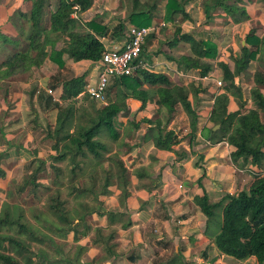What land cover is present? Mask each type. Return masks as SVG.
<instances>
[{"label":"trees","instance_id":"1","mask_svg":"<svg viewBox=\"0 0 264 264\" xmlns=\"http://www.w3.org/2000/svg\"><path fill=\"white\" fill-rule=\"evenodd\" d=\"M20 1H22V6L14 7L9 21L17 31L26 36L28 49L14 52L0 63V81L10 79L18 73L29 72L34 68L42 69L47 59L53 60L60 68H64V55L74 62L101 60L105 51L101 38L107 29L94 20L83 27L78 18L72 16L76 6L80 7L81 13L86 12L92 6L93 0H57L54 11H50L52 0ZM163 1L165 0H122V3H127L129 7L130 23L143 28L158 25L157 18ZM193 1L195 0H167L165 21L172 22L177 15L188 18L186 7ZM246 1L253 4L252 0H203V9L209 20L214 13L221 11L226 15L225 23L242 24L250 19ZM48 15L50 26L47 29L44 21ZM25 23L29 24L28 33L24 31ZM120 27L123 28L124 25ZM261 30L252 29L246 35V44L241 46L238 54H233L229 61L220 60L219 67L225 82L224 92L214 99L209 118L211 127L207 136L213 144L227 142L233 148L231 158L234 165L239 169L249 168L257 172L255 180L249 190L240 191L234 195H225L217 204L210 202L207 193L195 198V204L207 217L205 233L209 235L210 229L213 228L217 249L222 254L239 261L256 258L259 264L264 262V34ZM61 41L63 45L57 49ZM0 42L4 45L14 43L1 29ZM180 42L189 44L191 50L189 56L181 59L185 68L198 70L201 77H207L212 72V67L210 63L204 61L217 58V45L211 40H199L193 35L182 36V30L177 28L172 45H178ZM255 61L258 62V70L254 73L255 86L250 92L253 106L251 109H246L245 102H243V90L236 81L250 70ZM61 85L62 103H56L58 111L56 122L48 133L56 152V156L52 158L54 162L70 160L77 167L79 159H86L89 155L97 161H102L105 154L110 151L108 146L101 141L102 133H110L109 135L114 140L119 139V132L113 130L119 117L128 115L127 101L129 99L140 100L141 110H144L153 98H158L157 116L143 121L149 125L143 135V143L153 142L157 150L175 152V147L181 142L179 135L169 129V124L178 107L184 110L190 120L192 136L195 137L197 134L200 113L195 104L201 89L194 85L175 86L171 84L167 76L147 71L136 72L134 76L116 78L107 91L109 96L110 90H115V100L100 109L93 107V115L83 111L80 118L84 120V123L77 121L76 102L80 97L91 99L84 94L87 86L86 74L65 80L61 82ZM59 87V82L52 85L53 90ZM231 97L241 102L239 110L235 112L229 110ZM162 112L166 114V123L159 118ZM216 126L220 127L215 130ZM110 160L112 164L108 170H105L101 192L97 193L94 190L97 182L89 188H73V192L83 196L91 194L97 199L106 198L111 193L110 188L117 185L122 191L121 203L126 201L130 196L129 187L131 186L129 170L119 157H111ZM38 164L37 169L26 178L19 189L20 193L24 192L28 186H31L34 192L44 187L39 180L40 174L47 170L46 162L40 161ZM146 175L144 170L137 171V177L140 179ZM0 176H5L1 161ZM50 201V211L62 224V228H56L60 236L66 238L73 233L75 241H79L93 233V245L102 246L107 254L117 235V230L111 228L118 224H121L123 229L132 226L126 213L102 210L100 207L90 209L84 205L85 214L79 216L84 231H80L73 225L74 221L70 217L61 194H57ZM102 203L100 201L101 207ZM8 208L5 207L0 212V264H21L18 257L23 258L26 264H62L63 259L52 261L43 249L32 251V246L27 240L41 245H46L48 242L53 243V240L29 226L24 221L21 211L17 212L18 210H14L16 208L13 210ZM86 214L106 217L108 227L91 229L86 223ZM10 230L16 231L17 236L4 233ZM106 230H108L107 233ZM79 257L75 260L79 261ZM34 258L36 263H34ZM75 264L80 263L75 262ZM167 264L187 263L173 261Z\"/></svg>","mask_w":264,"mask_h":264},{"label":"crops","instance_id":"2","mask_svg":"<svg viewBox=\"0 0 264 264\" xmlns=\"http://www.w3.org/2000/svg\"><path fill=\"white\" fill-rule=\"evenodd\" d=\"M195 1L189 8H196L199 1ZM15 6L16 8L21 7L22 1L0 0L1 30L8 26L7 21L10 20ZM199 9H201L200 15L206 18L204 9L200 7ZM247 10L250 13L249 7ZM188 13L190 15L189 10ZM121 14H124L121 0H93L89 10L79 13L78 20L91 21L98 15H107L111 20L108 27L111 35L112 29L119 24L114 17ZM215 15L217 17L215 21L225 22L227 19L223 13L219 15L215 13ZM176 17L175 22L177 23L180 18ZM190 18L192 21L185 20L182 24V36L197 33L199 29L196 28L201 26L199 23H195L192 16ZM167 25L166 28H163L162 24L158 25L160 28L146 39L142 59L152 68L151 73L167 76L172 85L200 87L201 93L198 98L202 100V105L210 104V107L203 111V116L207 117L205 123L210 128L209 118L214 99L224 92V87L221 88L217 85L218 81L224 82L223 75L212 72L209 74L212 78L206 80L205 77L200 76L198 70L186 69L181 59L191 54L190 45L185 42L172 45L175 41V28L170 23ZM255 25H258L257 29H262L261 32L264 34V21L258 15H252L242 24L229 23L225 27L213 26L215 28H206V36H200V38L193 36L199 40L212 41L214 35L210 29L213 31L214 29H223L225 34L232 38L234 44H236L237 37H240L241 45H245L247 30ZM5 29L2 31H6ZM108 38L110 36L101 38L105 48L120 49L126 43V39L122 42L111 40L112 42L109 43ZM219 50L221 52L220 48ZM64 60L67 68L72 66L77 70V75L73 78L86 74L87 85L97 82L101 70L98 62L88 60L74 62L67 55H64ZM61 82L63 81H59L60 87L56 89L59 96L62 95ZM146 88L150 89L151 87ZM157 100V97L153 98L146 108L141 110L142 102L140 100L129 99L127 101L128 115L120 116L118 120L124 124L122 129L125 131L131 121L142 124L145 119L155 118L159 110L156 105ZM243 102H245L246 109H251L252 105H248L251 99L248 100L244 92ZM240 103V100L231 97L230 112L239 110ZM183 115L187 114L183 111ZM175 124L173 122L171 126ZM171 126L169 129L179 135L177 129H173ZM148 128L147 124L144 134ZM203 131L204 125L199 119L196 142L192 144H179L175 147V152H167L157 150L153 142H147L140 147L137 146L131 152L133 157H142L143 162H136L132 167L127 166L124 162L128 170H131V173L129 172L130 196L121 203L119 198L122 191L117 188L113 195L115 197H112L110 202L105 201L106 198H104L103 210L128 214L132 226L123 229L121 224H118L111 228L118 231L115 240L110 245L108 254L102 246H94L93 239L78 241L77 246L85 248V252L79 257L80 264H167L173 263V261H177V263L184 261L187 264H259L256 258L239 261L222 254L215 245L213 228L210 229L209 235L205 233L207 217L195 204V198L207 193L210 202L217 204L225 195L235 194L237 177L243 176H238L234 168L231 158L233 148L227 142L211 143ZM141 169L147 174L142 179L137 177V171H141ZM101 220L100 226L97 227L106 229L108 227L107 218L104 217ZM153 226H156L154 230L161 231L158 238L152 231Z\"/></svg>","mask_w":264,"mask_h":264},{"label":"rangeland","instance_id":"3","mask_svg":"<svg viewBox=\"0 0 264 264\" xmlns=\"http://www.w3.org/2000/svg\"><path fill=\"white\" fill-rule=\"evenodd\" d=\"M56 1L57 0H52V7L50 11H54L56 9ZM196 1H199L196 5V8H189L191 4L186 7L188 16H192L195 20V23H199L201 25L200 28H196L199 30L198 32L196 31L197 33L193 34L194 36L199 38L200 36H206V28H215L219 26L225 27L229 24L225 23L224 21H215L217 19L215 13L213 14V18L210 20L205 18L203 15L201 16V9L198 10V8H203V0ZM252 1L253 4H249V2L246 1V5L250 9V17L252 15H258L264 21V0ZM166 5L167 0L163 1L161 5L157 18L158 25L162 24V27L166 28L168 26L167 24L170 23L176 30L177 28L183 29L182 24L185 20L192 21L190 17L187 19L183 18L181 15H177L179 16L178 18H180L179 22H175V18H177L176 16L172 22H166ZM121 8L124 14L114 17V19L117 20L119 24L117 27L112 29L111 35V31L108 28L111 20H109L107 15H98L93 18L94 21H97L102 25V27L107 29L105 34H103V37L110 36V38H108L109 43L112 42L111 40L117 42L124 41L127 37L128 28L134 26L129 21V7L127 6V3H122V0ZM188 10L190 11V15ZM216 14L219 15L222 13L218 11ZM1 16L2 12H0V19ZM78 16L79 14L77 15V18L79 19L80 17ZM49 18L50 16L48 15L44 21V26L47 29L50 26ZM93 20H79V22L83 27H86ZM7 25L8 26L4 27L2 30L6 28V31H3L4 34L12 39L14 43L4 45L0 42V63L6 60V58L14 52L24 50L26 51L28 49L26 36L21 34L20 31H17L11 25L10 21H7ZM120 25H124V27L121 28ZM257 27L259 26L255 25L254 27L249 28L246 35L249 33L250 29L252 30ZM24 31L25 33H28L29 24H24ZM210 31L214 35V40H212V42L217 45L218 54L217 58L214 60H205L204 62L210 63L212 72H218L223 75L222 70L219 67V63L222 60L229 61L233 54H238L240 52L242 46L241 38L237 37L236 44H234L232 38L225 34L223 29H214V31L210 29ZM62 45L63 41L58 43L57 49H60ZM219 48L221 49V52ZM47 60L48 61H46L42 69L38 70L34 68L29 72L20 74L18 73L10 79L0 81V161L1 168L5 173L4 177L0 176V212L5 207H9V210L16 208L14 210H18L17 212H22L24 215V221L29 226L39 230L41 233L47 235L53 240V243L48 242L46 245L36 244L27 240V242L32 246V251H39V249H43L49 254L52 261H61L63 259L62 264H75V262L79 263V261H76L74 258L79 257L80 254L83 255L85 251H82V249L85 248H80L77 246L78 241H75L73 233L69 234L66 238L60 236L57 233L56 228H62V224L49 209L51 198L56 197L57 194H61L62 200L66 203V208L69 211L70 217L72 221H74L73 225H75L80 231H84L79 217L84 216L85 214L84 205L90 209L100 207L103 210L105 201L110 202L112 197H115L113 195H115L114 193L117 191L118 187L115 185L110 188L111 193L106 197L105 201V197L97 199L91 194L84 196L82 194L77 195L75 192H73V188H89L92 187L95 182H97L94 190L97 193L101 192L103 177H105V170H108L109 166L112 164L110 160L111 157H119L129 167L135 165L136 162L142 163L143 158L139 156L133 157L131 152L137 148V146L140 147L144 144L142 142V138L144 130L147 129V123L141 124L140 122L137 123L134 121H129L130 123L126 126L127 129L124 131L122 129V125L124 124H121L117 121V128L115 126L113 131L119 132L118 140H114L109 135L110 133H102L101 141L105 143L110 150L107 154H105V157L102 161H97L92 155H89V157L86 159L80 158L78 164L76 165L77 167H75V165L70 160L54 162L52 158L56 156V152L53 148L52 141L48 137V133L54 127L58 111L56 109V103L48 94V90L52 89L51 86L56 85L59 81H65L76 76L77 70L72 68V66L67 68L66 63L64 68H60L59 65L53 60ZM257 70L258 62L255 61L252 63L250 70L241 75L236 81V83L242 88L245 97L248 100L251 99L250 92L255 86L254 73ZM224 86L225 83L223 82L221 88ZM196 88L199 89L200 87ZM109 96L111 99L110 102L114 101L115 90H110ZM49 98H51V100ZM249 104L253 106L252 101L248 103V105ZM76 106L78 108L77 121H80L81 123H84V120L80 118V114L83 111L93 115V107L96 109L103 107L94 100L89 98L85 99L83 97L78 99ZM195 106L200 113L199 119L204 125L203 133L205 132L204 134L207 138L209 128L205 123L207 117L203 116V111L206 110L207 107L209 108L210 104L202 105V100L198 98ZM183 111L184 110L181 107H178L172 118V121L169 124V127L173 122H175L176 124L171 127L173 129H177L179 132V141L181 142L180 144H192L193 142H196L197 136H192L190 120L187 115H183ZM159 118H161L163 122L166 123L167 119L164 112H162V114L160 113ZM40 161L46 162L47 168L45 172L40 174L39 180L44 187L39 188L36 192H34L32 191V187L28 186L24 192L20 193L19 189L24 184L26 178L37 169L39 165L38 163H40ZM151 168L153 170V167ZM234 168L238 176H243L237 177L235 184V194L240 191L249 190L255 180V175L257 172H254L249 168L239 169L235 165ZM56 169H58V171ZM129 172L131 173V170ZM95 177L97 178L94 180ZM120 199L121 198H119V200ZM100 201L103 202L102 207ZM101 221V217H98L95 214L92 216L86 214V223L91 229H95L97 226H100ZM155 227L156 226H153L152 231L156 238H158L161 231L159 229L154 230ZM4 233L17 236L16 231L13 230H10V232L4 231ZM85 239L92 240L93 233L79 241H83ZM28 255L31 254L28 253ZM18 259L20 260L21 264H26L23 258L18 257ZM33 260L34 263H36L35 258Z\"/></svg>","mask_w":264,"mask_h":264},{"label":"built area","instance_id":"4","mask_svg":"<svg viewBox=\"0 0 264 264\" xmlns=\"http://www.w3.org/2000/svg\"><path fill=\"white\" fill-rule=\"evenodd\" d=\"M79 13H81L80 7L76 6L73 17L77 18ZM159 26L143 28L131 26L128 29V37L124 47L120 49H109L106 47L101 60L98 61L101 69L98 80L93 85H87L84 94L104 107L110 104L107 91L114 79L134 76L139 71L151 72L152 68L150 65L142 59L143 46L146 39L155 33L160 28ZM211 78L212 76L208 75L204 79L210 80ZM217 85L221 87L223 82L218 81ZM48 94L55 102L61 103V96L57 95L56 90L49 89Z\"/></svg>","mask_w":264,"mask_h":264},{"label":"clouds","instance_id":"5","mask_svg":"<svg viewBox=\"0 0 264 264\" xmlns=\"http://www.w3.org/2000/svg\"><path fill=\"white\" fill-rule=\"evenodd\" d=\"M73 16V15H72ZM74 18V17H73ZM77 19V18H76ZM154 26H158V25H154ZM62 96V95H61ZM53 101H54V99H53ZM55 102V101H54ZM55 103H57V102H55ZM61 103H62V100H61ZM61 103H58V104H61ZM111 103V102H110Z\"/></svg>","mask_w":264,"mask_h":264},{"label":"water","instance_id":"6","mask_svg":"<svg viewBox=\"0 0 264 264\" xmlns=\"http://www.w3.org/2000/svg\"><path fill=\"white\" fill-rule=\"evenodd\" d=\"M219 127H220V126H216L214 129L217 130ZM263 264H264V262H263Z\"/></svg>","mask_w":264,"mask_h":264}]
</instances>
